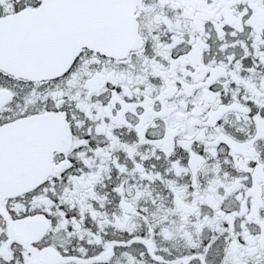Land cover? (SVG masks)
I'll list each match as a JSON object with an SVG mask.
<instances>
[{"label":"snow or ice","instance_id":"1","mask_svg":"<svg viewBox=\"0 0 264 264\" xmlns=\"http://www.w3.org/2000/svg\"><path fill=\"white\" fill-rule=\"evenodd\" d=\"M0 264H264V0H0Z\"/></svg>","mask_w":264,"mask_h":264}]
</instances>
